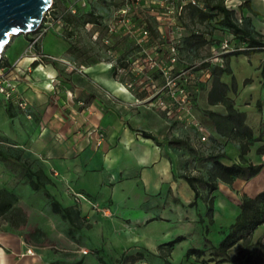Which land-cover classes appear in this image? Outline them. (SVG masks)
Returning a JSON list of instances; mask_svg holds the SVG:
<instances>
[{
  "label": "crops",
  "instance_id": "obj_1",
  "mask_svg": "<svg viewBox=\"0 0 264 264\" xmlns=\"http://www.w3.org/2000/svg\"><path fill=\"white\" fill-rule=\"evenodd\" d=\"M243 1L224 3L235 10L240 23L242 16H246L249 22L242 24L264 40V0H250L249 7L241 5ZM194 16L184 7V20ZM189 33H180L182 43ZM71 34L54 26L33 43L32 31L16 34L1 53L0 70L11 69L16 96H22L27 106L23 108L15 98L7 99L0 93V192L10 202L0 213V264H53L56 254L27 229L29 211L46 202L73 229L85 233L92 244L102 241L106 233L100 228L102 224L109 226V239L117 234L112 233L111 221L102 223L106 213L99 209L129 213L130 226L124 232L123 242H117L121 250L115 259L118 261L121 255L124 259L129 256L143 260L142 251L153 250L156 242L173 235L169 228L160 229L165 226L161 223L163 216L175 221L180 206L194 199L193 189L180 176L187 172L177 174L172 157L164 151L165 147L183 149L170 144L171 138L186 139L194 146L190 140L193 137L197 141L194 129L173 123L169 126L144 90L127 89L115 78L108 61L98 57L76 60ZM230 36L234 37L229 30L218 27L205 36L206 42L194 43L195 49L210 51L207 64L196 70L203 83L194 100V112L204 114L209 142L222 147V162L263 166L248 179L236 177L231 183L218 180L212 191L206 186L200 188L202 198L191 206L193 215L196 219L197 215L202 217L207 209V195L213 196L212 222L205 217L206 229L225 233L240 211L241 195L255 196L264 189V151L259 150L264 148V47L249 53L214 51L212 43ZM60 57L75 63V67ZM200 58L194 61L198 63ZM227 104L242 113L239 122L229 118ZM95 127L104 131L100 143L96 142V134L90 132ZM170 127V133H164ZM174 129L182 135H172ZM143 130L156 139L144 136ZM241 145L248 146L244 159ZM21 168L26 181L19 180ZM191 174L206 177L207 169ZM4 175L14 181L7 182ZM73 190L87 198H77ZM132 211H138L137 216L133 217ZM90 223L92 233L84 228ZM114 226L121 229L122 224L115 221ZM261 236L264 222L251 235ZM138 238L147 244H132ZM209 239L218 243L216 237ZM28 247L34 253L26 252ZM71 252L57 257L63 258L57 263L98 264L100 260L79 250ZM159 252L165 254L161 249ZM224 262L228 261L220 263Z\"/></svg>",
  "mask_w": 264,
  "mask_h": 264
},
{
  "label": "rangeland",
  "instance_id": "obj_2",
  "mask_svg": "<svg viewBox=\"0 0 264 264\" xmlns=\"http://www.w3.org/2000/svg\"><path fill=\"white\" fill-rule=\"evenodd\" d=\"M55 3V8L51 10L52 16L55 21L53 22V26H58L66 30L67 32H72L71 38L75 44V55L76 60H85L91 61L93 58L99 57L101 53V49L105 47L104 43H102L101 38L108 36L111 42V48L113 53L117 57H130L133 60H137L142 56V53L145 51L152 52L154 50L155 41H161L163 39L162 30L163 24L166 20H161L157 18V15H163L164 11H166L165 7L160 4L157 0H134L132 3L130 0H53ZM186 0H173L175 4L182 3ZM128 4L129 11L133 12L138 11L141 14L142 18H137L136 23L133 21H129L126 25H119L117 22V17H114L115 21V29L112 32L107 31L106 23L104 20H108L110 16H112L113 11H117L123 7H126ZM74 9V12L72 11ZM87 11H92L94 15L97 17V20L94 22H82L81 15L86 13ZM238 14V9L236 10ZM75 13L79 16L80 19H72V21L67 20L66 25H61L59 21H56L60 16H64L65 14ZM188 17V16H187ZM186 17V18H187ZM185 17L179 16L175 21H183ZM188 20V19H187ZM185 22L187 23L186 19ZM92 23V24H90ZM150 25L152 29L153 38L150 37L148 41L143 42V44H137L136 38L140 36V31L137 29V26L143 24ZM214 28H218L214 25ZM95 31H98V39H93V34ZM30 33V32H28ZM20 34V33H18ZM16 35V34H13ZM11 35V36H13ZM100 37V38H99ZM231 37L232 43H237L234 37ZM160 56V61L162 64L168 62V51L165 46L158 50ZM210 51L208 49L199 50L198 52H192L183 50L180 51L179 57L176 60L175 65L170 69L169 75L173 76L181 70H185V76L187 80H183L182 78L177 79V84L179 85H187L188 89H191L193 93L196 95L199 92V85L203 83V80L199 79L197 76V67L193 66L195 64L194 58L205 57L208 56ZM200 58V59H201ZM199 59V60H200ZM154 74L159 75V70H154ZM190 73L196 74L195 76H190ZM134 74L126 73L125 78H133ZM198 82V83H197ZM138 88H135L137 90ZM134 90V89H133ZM149 90H153V88L149 87ZM161 111V110H160ZM163 113V111H161ZM196 116L200 119V121L206 126V119L204 118V114L199 113L197 111ZM165 119L166 114L163 113ZM180 124L179 121L174 120L173 125ZM168 125H172L169 124ZM172 127V126H171ZM170 129L164 130V133H170ZM164 151L166 154L172 157L173 166L175 168V172L180 174L185 171L187 173H197V171L204 170L208 162L206 159L197 160L193 159L192 155L185 149L179 148L170 150L169 147H165ZM196 172H193V171ZM5 179L7 182L14 181L13 178L7 177ZM19 180H25L23 173V169H20L19 172ZM182 179V177H181ZM204 192V189H201ZM164 196V195H163ZM43 197V195H42ZM181 198H185V195L181 193ZM43 200V198H42ZM38 201V200H37ZM170 201V200H169ZM98 209V208H97ZM100 213L106 216L105 220H102V223H108V220L111 221L112 233H115V238H108V228L109 226L105 224L100 225V228L103 229L106 233L102 237V241L97 242V244H92L85 237V233L78 232L73 229L66 221V219L62 216V214L50 210L48 202L42 204L41 208L33 209L29 211V216L31 218L30 224L27 229L30 233L36 235L38 240L47 246L57 257H64L66 255H70L73 250H79L81 253L91 254L93 257L104 260L105 262L99 261L98 264H109L108 262L115 263L116 257L120 255V247L118 246L119 240L123 239L124 232L127 231V226H130L131 216L129 213H116L112 210L104 211L99 209ZM132 216L135 217L138 214V211H132ZM206 215H202V219L199 215L196 217L192 213V207L187 204L181 205L179 210V216L175 221H171L166 219V216H163L165 219L163 222L164 227L161 226V230H166L169 228V232L173 231L172 236H164L160 242L155 243V247L153 250L142 251L144 254L143 260L139 259H130L129 256L124 259L121 264H165L164 258L166 254H168L166 259L170 260L172 263L178 264H202L200 261L203 259V264H214L213 261L209 260V249H207V253L203 255L201 258H195L193 255L186 256V249L190 246H199L203 247L205 245L204 238H209L210 236L216 237V243L219 242L225 232H215L214 230L206 229L208 227L207 220H205ZM121 223V229L115 228L114 223ZM85 230L89 233H92L93 226L90 223L89 226L84 227ZM97 230L100 228L95 227ZM160 229H157L158 231ZM179 230V232H177ZM101 231V230H100ZM168 232V233H169ZM167 233V234H168ZM178 233V234H177ZM160 234V231H159ZM177 235H183L184 237L180 240H176L175 237ZM208 235V236H207ZM78 236V237H77ZM143 240V238H142ZM123 242V240H121ZM212 242V241H211ZM264 243V236L258 238H252L251 236L248 239L239 240L234 246L229 249L230 258L227 260L228 262L217 264H262L260 251L262 249ZM132 244L145 245L147 243L141 241L139 238L137 242ZM134 247H132V250ZM165 252L164 255H159L162 252ZM55 256V257H56ZM54 258L53 264H58L57 261H62L63 258ZM117 260V259H116ZM130 260V261H129Z\"/></svg>",
  "mask_w": 264,
  "mask_h": 264
},
{
  "label": "built area",
  "instance_id": "obj_3",
  "mask_svg": "<svg viewBox=\"0 0 264 264\" xmlns=\"http://www.w3.org/2000/svg\"><path fill=\"white\" fill-rule=\"evenodd\" d=\"M162 6L165 7L163 15H157V18L161 20H166L163 24V29L165 30L162 35L163 39L161 41H155L152 52L145 51L142 56L137 60H133L130 57H117L111 48L110 38L108 36L102 37V43L105 47L101 49L99 57L101 60L108 61L114 68V76L117 80L121 81L127 89L144 90L146 92L147 99L151 102V105L157 109L163 111L168 118V123L172 124L174 120L179 121L181 127L190 126L194 129L197 141L190 140L193 143L196 150L203 153H213L222 150L220 145H212L209 142L210 133L206 126L200 121L194 112V100L195 94L191 89L187 88V85L177 84V79L187 80L185 76V70H181L175 75H169V70L175 65L176 60L179 57L181 47H182V35L181 32L188 30L190 32L203 33L205 36L214 30V19L213 18H188L187 23L183 19L182 21H175L179 16H183L184 5L187 2L198 3V0H186L182 3L175 4L173 0H157ZM148 2V0H145ZM54 9V1L52 0L50 6L44 11L42 20L38 24L37 28L32 32L34 33L33 40L31 43L40 38L45 32L49 31L53 26L55 21L52 16L51 10ZM135 10V9H134ZM130 12L128 4L126 7L113 11L112 16L104 22L106 23L107 31L112 32L115 29L114 17H117V22L119 25H126L129 21L136 23L137 15L136 11ZM74 12V9H72ZM142 18V17H140ZM61 25L68 24L67 21L60 16L56 19ZM87 22L86 24H88ZM92 24V23H90ZM147 24L138 25L137 29L140 31V36L136 38L137 44H143V42L148 41L151 37L150 29L146 26ZM98 31L93 34V39H98ZM100 38V37H99ZM214 51L218 53L231 51L240 48L238 45L231 42V37H224L220 41H215L212 43ZM163 46L166 47L168 51V62L162 64L158 50ZM218 55V54H217ZM208 56L202 57L198 63L195 62L193 66L197 67L202 61H206ZM64 62L75 67V63L72 64L70 61L64 58H59ZM154 70H159L160 73L157 77L153 73ZM134 74L133 78H125L126 73ZM190 76H195V74L190 73ZM14 75L11 73V69L4 68L0 70V93L7 99L15 98L19 106L25 108L27 106V101L22 96H16V87L14 82ZM149 87L153 90H149ZM29 116V114H28ZM92 134L95 133L97 136V143H100L104 138V131L95 127L90 131ZM174 136H181L182 133L179 129H174L171 132ZM74 195L80 199H86V195L80 191L73 190ZM28 253H34L32 247L26 249Z\"/></svg>",
  "mask_w": 264,
  "mask_h": 264
},
{
  "label": "trees",
  "instance_id": "obj_4",
  "mask_svg": "<svg viewBox=\"0 0 264 264\" xmlns=\"http://www.w3.org/2000/svg\"><path fill=\"white\" fill-rule=\"evenodd\" d=\"M132 3L134 0H130ZM202 2V5L198 3L187 2L185 8L187 7L189 13L195 15L194 17L199 19L204 18H213L214 25L217 27L225 28L229 30L234 38L237 40V43L240 48L231 50L232 53H249L255 51L259 48L264 47V40L255 35L246 25L242 24V21L249 22L246 16H242L241 23L238 21L235 16V10L226 6L224 0H198ZM250 0H244L241 5L249 7ZM137 15L140 16V13L136 11ZM82 22H94L97 20V17L92 11H87L81 15ZM65 20L72 21V19H80L75 13L67 14ZM150 29L151 37L152 29L150 25H146ZM190 39V40H189ZM206 42L205 35L198 32H190L188 38L183 41L181 51L187 50L192 52H198L199 50L195 49L194 43L201 45ZM206 61H202L197 68L205 66ZM228 103V102H227ZM228 108V116L230 119L240 121L242 119V113L232 109L231 104L226 105ZM141 133L146 137H152L156 139L154 135L148 131H141ZM174 146H179L185 148L194 159L202 160L206 159L209 161V165L206 167L207 176L201 174H191V173H181L182 176L190 185L194 191V199L191 200L188 205L195 206L198 198H202V193L200 188L206 186L208 191H212L217 188L218 180L224 181L226 183H231L234 178L241 177L248 179L251 176L255 175L263 166L262 163H224L220 160V157L224 155L223 152H213L210 154H202L196 150V148L186 139L181 138H171L168 141ZM247 145H241V158L243 154L247 151ZM260 151H264V148H259ZM2 154V153H0ZM244 159V158H243ZM245 162V161H243ZM207 201V209L205 215L208 218L209 222H212V213H213V196L207 195L205 199ZM10 202L4 199V195L0 192V213H2L8 206ZM240 211L235 217V220L229 225L228 231L225 233L223 238L217 243L213 244L211 240L207 237L204 238L205 245L203 247L199 246H190L186 249V256L193 255L195 258H201L207 253L209 249V260L213 261L214 264L218 262L227 261L230 258L229 249L234 246L239 240L248 239L253 230L261 223L264 222V189L258 192L255 196H249L247 194L241 195V201L239 203ZM56 210V209H55ZM200 216V215H199ZM202 219V217H200ZM183 235H177L176 240L183 238ZM260 257L262 264H264V243L260 251ZM166 256V255H165ZM121 261L124 260L123 255L120 258ZM120 260L113 262H108L109 264H119ZM99 261L105 262L100 259ZM165 264H178L172 263L170 260L164 258ZM203 264V259L200 260Z\"/></svg>",
  "mask_w": 264,
  "mask_h": 264
},
{
  "label": "water",
  "instance_id": "obj_5",
  "mask_svg": "<svg viewBox=\"0 0 264 264\" xmlns=\"http://www.w3.org/2000/svg\"><path fill=\"white\" fill-rule=\"evenodd\" d=\"M52 0H0V57L11 35L37 28Z\"/></svg>",
  "mask_w": 264,
  "mask_h": 264
}]
</instances>
